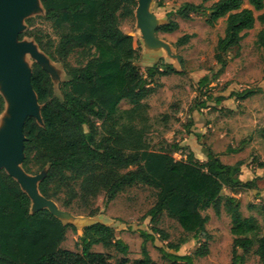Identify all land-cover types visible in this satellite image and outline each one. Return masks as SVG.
Here are the masks:
<instances>
[{
	"label": "trees",
	"instance_id": "obj_1",
	"mask_svg": "<svg viewBox=\"0 0 264 264\" xmlns=\"http://www.w3.org/2000/svg\"><path fill=\"white\" fill-rule=\"evenodd\" d=\"M166 1L157 0L158 7H164ZM41 2L44 19L52 24L58 42L41 34L35 35V40L52 60L62 63L67 74L59 97L54 94L50 73L37 62L32 65L31 84L41 105L43 125L33 116L25 121L23 168L28 173L47 168L39 184L41 194L53 199L64 192L63 204L70 206L75 199L90 204L103 194L109 203L128 188L152 187L158 193L148 217L155 222L166 211L176 219L200 243L194 252L197 257L210 253L206 228L210 217L204 212L213 208L220 216L225 206L233 225L232 264H245L255 246L264 264V233H260L256 219L243 216L240 200L222 194L225 187L232 191L258 188L256 179L242 180L244 162L224 163L208 147L207 160L200 161L189 146L180 142L157 151L146 141L145 111L149 106L144 101L153 92L151 85L157 77L182 72L164 59L148 66L145 74L141 71V43L121 28L122 18L134 17L138 0ZM244 3L245 0L185 2L167 12L169 20L157 32L174 33L179 29V23L171 19L173 14L184 19L205 17L210 26L226 19L225 34L219 38L215 53L217 63L224 68L230 51L241 45L256 23L264 25V0H248L250 7H244ZM191 36L180 37L177 44H187ZM258 44L264 48V30L258 34ZM73 55L78 57L75 65L70 61ZM209 83L205 76L199 87ZM253 93L249 90L232 96L244 100ZM224 99L209 95L192 110L209 108L210 102L220 104ZM125 100L131 107L121 109ZM4 111L5 99L0 94V116ZM178 153L182 154L180 159L175 156ZM259 167L264 168V161ZM69 228L76 230L48 209L31 212L28 194L12 176L0 170V264H113V255L94 251L96 245L123 254L118 264L130 262L129 245L113 226L102 222L86 225L77 243L81 251L62 247ZM152 232L141 231L143 258L133 264H154L146 243L155 241V234L165 240L168 235L157 227ZM167 247L171 251L163 247L160 250L171 263L194 264L192 255L180 253L179 244L170 242Z\"/></svg>",
	"mask_w": 264,
	"mask_h": 264
},
{
	"label": "rangeland",
	"instance_id": "obj_2",
	"mask_svg": "<svg viewBox=\"0 0 264 264\" xmlns=\"http://www.w3.org/2000/svg\"><path fill=\"white\" fill-rule=\"evenodd\" d=\"M191 2L199 4L202 0H167L165 6L160 8L157 0L152 2L153 15L166 23L169 18L168 11H175L183 3ZM207 5H211L208 3ZM244 7H250L245 0ZM138 8V5L136 9ZM135 9V10H136ZM21 12H20V11ZM15 9L20 13L21 33L20 42L25 47H30L31 52L22 54L26 66L32 62H40L51 74L54 84V94L61 97V84L67 79L66 71L61 62L52 60L35 40V35H46L58 42L52 24L44 19L45 11L38 0H29L28 5ZM260 13L257 12L256 15ZM172 20L179 23V29L174 33H156V38L172 47L176 55L181 59L184 71L182 74H170L157 77L151 85L153 92L145 99L148 109L145 111L146 141L153 150H161L170 143H181L190 148H211L228 164H234L239 160L244 162V174L242 179H256L257 189H244L232 191L225 187L224 197L232 195L240 200L241 212L244 217H254L260 227V233H264V168L259 163L264 161V48L258 44V34L264 30V25L256 23L253 30L241 42L238 48L230 51L227 65L224 68L215 59L216 47L220 37L225 34L226 19L219 20L214 26L206 23L205 17L193 16L192 19H184L177 14L171 16ZM122 30L135 36L141 43L139 53V66L145 74L148 66L160 60V55L171 62L165 50L158 54L149 52L137 28V18L121 19ZM192 35L190 41L184 45H178L177 41L184 35ZM17 32L11 25L6 34L0 39V46L10 50L15 45ZM77 56L70 59L72 64H77ZM0 61L9 79V91L17 95L20 86V75L15 68ZM178 65V63H177ZM208 76L210 83L199 87V81ZM254 91L253 95L246 99H237L233 93ZM209 95L226 97L221 105L210 102L209 108L193 111L201 100ZM34 94H31V100ZM121 109L131 107L128 100L120 105ZM40 121V118H36ZM141 125V124H140ZM142 126V125H141ZM8 142H4L7 145ZM177 159L181 153L175 155ZM5 169V168H4ZM133 169V168H130ZM6 170V169H5ZM36 172V168L34 169ZM43 171L30 173L34 176L42 175ZM31 192L36 195L35 189ZM158 191L145 185H137L126 189L117 198L109 203L103 194L90 204L80 199H75L70 206H64L65 193L57 198L49 199L53 206L65 213L68 220L74 224L76 230L69 228L63 248L81 251L78 241L83 234L84 227L93 220H98L113 226L117 235L129 245L128 264L142 259V246L144 238L141 231L152 232L153 227L160 228L168 235L163 239L160 234H155V241H148L150 257L154 264H173L163 257L160 248L171 251L167 245L172 242L181 246V254H190L194 257V264H232V219L225 206L222 214L218 216L214 209L204 212L210 217L206 225L210 236V253L205 257H197L194 252L200 243L193 239L192 233H187L178 221L164 211L155 222L148 217L149 210L155 205ZM34 198V197H33ZM34 202H45L34 198ZM204 239H202V243ZM254 250L248 254L245 264H261L259 256ZM94 251H103L113 255L112 263L118 264L124 257L114 249H106L102 245L93 247ZM241 253V251H239Z\"/></svg>",
	"mask_w": 264,
	"mask_h": 264
},
{
	"label": "water",
	"instance_id": "obj_3",
	"mask_svg": "<svg viewBox=\"0 0 264 264\" xmlns=\"http://www.w3.org/2000/svg\"><path fill=\"white\" fill-rule=\"evenodd\" d=\"M38 1L43 6L41 0ZM152 2L153 0H138V8L134 13L137 18V28L141 34V39L149 52L158 54L161 50H165L168 57L175 59L178 65L182 67L181 59L176 55L172 47L156 38L157 28L165 22L163 23L161 19L153 15ZM28 3L29 0H0V39L6 34L11 25L15 26L17 32L15 45L12 49L6 50L0 46V61L4 60L5 64L15 68L20 75L19 92L14 95L8 89L9 79L7 74L3 68H0V94L5 99V111L0 116V170L6 169V173L12 176L19 183L22 190L28 194L31 199V212L48 209L63 223L73 224L68 220L66 214L57 210L52 202L44 197L39 190V184L45 177L47 168L43 170L40 176L31 175L23 168L25 121L29 116H33L35 119L40 118V121L37 119L36 121L43 125L41 105L31 84L32 65L34 62L27 67L24 58L21 56L31 51H29L30 47H25L20 42L21 14L15 11V9L19 10L21 7L28 5ZM37 63L48 71L40 62ZM31 94H34V99L32 100ZM4 142H8L7 145H4ZM31 189H35V196H33ZM33 197L38 201L42 199L45 204L42 205V202L35 203ZM94 222L101 221L93 220L87 225Z\"/></svg>",
	"mask_w": 264,
	"mask_h": 264
},
{
	"label": "crops",
	"instance_id": "obj_4",
	"mask_svg": "<svg viewBox=\"0 0 264 264\" xmlns=\"http://www.w3.org/2000/svg\"><path fill=\"white\" fill-rule=\"evenodd\" d=\"M158 33V32H157ZM160 59H164L163 57H162V55H160ZM171 59H173V58H171ZM166 63H169V64H171L176 70H178V71H184V69H183V66L182 67H180L179 65H177V62H176V60L175 59H173L171 62H168V61H166V59L164 60ZM156 62H158V61H155L153 64H155ZM153 64H151V65H153ZM182 74V73H181ZM225 101V99L220 103V104H217V103H215V104H217V105H221L223 102ZM186 144H188L189 146L191 145L190 143H186ZM187 145V146H188ZM192 149V151L194 152V154H195V156L197 157V159H199L200 161H206L207 160V153H206V151H203V147H202V149H195V148H191ZM217 153V152H216ZM218 154V153H217ZM219 156H220V158L222 157L220 154H219ZM221 160H222V158H221ZM223 161V160H222ZM239 161H243V160H239ZM224 162V161H223ZM238 162V161H237ZM236 162V163H237ZM225 163V162H224ZM228 164V163H227ZM235 164V163H234ZM244 165H243V167H242V172H241V178H242V176H243V174H244ZM243 181H247V180H251V178H248V179H246V180H244V179H242Z\"/></svg>",
	"mask_w": 264,
	"mask_h": 264
}]
</instances>
